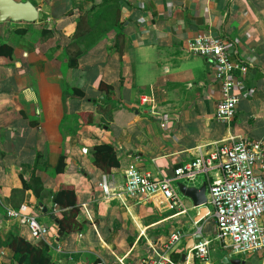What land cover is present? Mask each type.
Here are the masks:
<instances>
[{"label":"crops","instance_id":"1","mask_svg":"<svg viewBox=\"0 0 264 264\" xmlns=\"http://www.w3.org/2000/svg\"><path fill=\"white\" fill-rule=\"evenodd\" d=\"M29 1L37 21H0V263L19 264L10 245L19 236L46 243L56 264H140L179 230L172 258L195 264L194 234L210 239L212 216L200 219L184 195L181 207L161 196L105 198L99 183L121 186L131 164L171 176L199 152L264 137V0ZM200 33L228 39L249 64L227 121L216 118L222 92L211 63L185 50ZM101 144L119 161L109 172L94 163ZM63 189L75 191L80 225L65 235ZM31 214L49 227L44 239L32 237ZM245 256L226 263L210 251L205 264H262L260 253Z\"/></svg>","mask_w":264,"mask_h":264},{"label":"built area","instance_id":"2","mask_svg":"<svg viewBox=\"0 0 264 264\" xmlns=\"http://www.w3.org/2000/svg\"><path fill=\"white\" fill-rule=\"evenodd\" d=\"M236 49L228 39L210 33L197 34L185 45L188 53L211 63L214 78L221 85L222 95L216 108L219 121L235 116L239 102L237 91L244 84L241 78L249 71V64L245 58L237 57ZM201 175L206 178V207L208 215L215 220V238L224 243L232 255L260 253L264 264V137L258 140L233 138L213 150L199 152L195 159L176 167L173 176H156L131 164L124 170L121 186L116 187L104 176L99 187L105 198L148 201L161 196L172 207H181L182 193L178 184L194 182ZM209 205L213 206L214 212ZM9 214L17 217L20 212L9 211ZM26 222L35 239H44L50 232L49 227L40 223L34 214L28 215ZM194 236L202 240L194 244L193 255L208 259L212 241L203 239L199 229ZM181 237L178 230L159 250L150 245L154 257L145 258L140 264H180L172 258V253Z\"/></svg>","mask_w":264,"mask_h":264},{"label":"trees","instance_id":"3","mask_svg":"<svg viewBox=\"0 0 264 264\" xmlns=\"http://www.w3.org/2000/svg\"><path fill=\"white\" fill-rule=\"evenodd\" d=\"M76 61H71L74 66ZM94 163L104 172H109L112 167L119 166V161L116 157V151L110 144H101L96 146L94 154ZM28 188V184L24 183V189ZM37 197L40 195L36 192ZM57 204L66 207H71L69 211H65L63 217L59 219L58 227L61 235L68 234L72 230L80 227L77 216L79 209L77 207V198L73 189H63L56 197ZM11 247L14 250V258L19 264H56L52 262L49 255V246L46 243L34 245L24 238L16 236L11 241ZM175 260L179 257L173 256ZM200 263L201 261H197ZM195 261V264L197 263ZM1 264V263H0Z\"/></svg>","mask_w":264,"mask_h":264},{"label":"water","instance_id":"4","mask_svg":"<svg viewBox=\"0 0 264 264\" xmlns=\"http://www.w3.org/2000/svg\"><path fill=\"white\" fill-rule=\"evenodd\" d=\"M39 18V9L29 0H0V21H24L32 23ZM174 173L171 175L173 176ZM178 188L182 195L189 197L195 208L200 210V219L208 215L207 203V185L201 187L189 186L179 183ZM224 261L227 263L228 259Z\"/></svg>","mask_w":264,"mask_h":264},{"label":"rangeland","instance_id":"5","mask_svg":"<svg viewBox=\"0 0 264 264\" xmlns=\"http://www.w3.org/2000/svg\"><path fill=\"white\" fill-rule=\"evenodd\" d=\"M209 208L212 212H214V208L212 205H209ZM215 223V220L214 218L211 220ZM40 223H42L41 220H39ZM214 226V224H213ZM208 234V237L211 239V244H210V251H211V255H213V258H212V261L213 259L216 260V256L218 258H221V257H236L238 259H245V257L247 256H243V255H239V256H234L232 254H230V252H228L225 248V244L224 243H221L219 240H217L215 238L216 234H215V231L212 229L210 232L207 233ZM194 260L197 262V261H201L200 263H196V264H205V261L206 260H203L202 258H199L197 256H194Z\"/></svg>","mask_w":264,"mask_h":264}]
</instances>
